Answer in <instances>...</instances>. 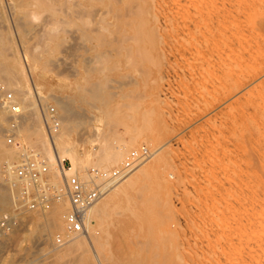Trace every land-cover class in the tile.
<instances>
[{
	"label": "rangeland",
	"instance_id": "obj_1",
	"mask_svg": "<svg viewBox=\"0 0 264 264\" xmlns=\"http://www.w3.org/2000/svg\"><path fill=\"white\" fill-rule=\"evenodd\" d=\"M29 1L32 2L30 3ZM29 1L8 0L6 3V0H2V4L3 3L4 4L0 8V11L3 15V20L1 19L2 20L1 24L3 22L6 28L3 26V24L2 25L0 24V29L4 32L3 35L2 32L0 31L1 33L0 44L2 46H6V47L8 46L12 48V49H8L7 47L5 49L6 50L5 53L7 55L9 56L15 55L19 58L21 56L20 59L23 64L22 67L23 72L29 78V82L24 83V87L32 91V93L34 94L31 101L33 104L32 106H37L39 108L44 123L45 120H44L43 112L46 111L50 107V105L55 106L58 109L59 106H58L57 98L61 100L65 96V91L64 89L60 88V84L66 82H74L77 84H82L84 83V76L88 75L91 76L93 80H100L104 85H106L107 87L109 86V89L112 90L113 94L115 95L113 96L114 98L110 105V110H111L110 122L105 127L108 132L110 140L113 142V146L119 144H120L119 146H121V144L124 145L125 143L126 145H128L130 143L128 140L130 139L131 135L140 136L137 142L138 147L134 149L129 148L127 157H125V159H123V161H120L117 165L115 164L112 167H110L111 173H109L108 175H111L113 170L122 167L126 163V160H128V157L133 151L142 152L143 148H147L149 152L148 155L142 160V162H140V164L138 163L139 165L138 164L135 165V168L131 170L129 174H126L124 178L129 176H135L136 174L135 172L138 173L139 171L137 169L141 170L147 165H149L150 162L152 163V161L158 159L159 155L163 156L162 159H158V161L156 160L158 164V165L156 164L157 166L153 165L157 167V169H155L154 171V175L152 176L151 173L150 174L151 177H147L149 176L148 175L149 172L146 171V173H144L146 174V176L143 174L145 177L144 179L146 180L144 179L139 180L141 182L143 181V184L141 182H139L141 185L138 183L139 185L136 186V189L138 190H134V193L132 194L133 197H131V199L132 198L133 199L130 201L131 203L130 202H129L130 204L126 203V206L127 205L132 206L135 203L136 207L134 208L132 206L131 208L132 211L130 210L129 206H127L129 211L132 212L133 214L130 213L124 206L118 207L113 211V215H112L113 240L110 247L111 250L113 251V256H115V258L113 259L112 257H108L111 260L107 259L106 261L110 264H147V263L165 264L164 262L169 263L168 260L170 259L169 261L173 260V262L180 260V263L183 262L184 264L188 262L189 264L191 263L205 264L206 261L210 262L213 259H215L216 261L220 254V252L218 251L219 253L217 255V250L221 248H225L227 246L231 247V245L232 246L252 245L255 247V245L257 246L259 244L260 246V244H263L264 235L257 233L258 230L256 229L259 226L256 223L258 222V219L253 218L255 216L257 217V215L255 214L256 210H253L254 208H256V206H253L254 204L256 205V201H255L256 198L255 195H253L254 189L252 186L253 183H255V177H254V175H256L255 171L256 172L257 170L261 171V167H260L261 163H259L258 158L264 154V147H263L264 141L260 142L261 138L259 137L260 135L257 130L258 126L255 125L256 124V120L254 117L255 114L253 113V110L251 108V103L249 102L250 100L244 97H240L245 87L229 95L231 99L227 97L225 101L222 100V102H226V100L227 103L231 102L230 105L232 107L228 105L229 107L228 106L224 107L222 112L219 113L218 107L221 106L222 103L221 101H220L221 103L218 101L216 102L217 99L212 98L213 101L209 100L210 101L209 105L208 103L204 102V101H208V99H211L210 97L214 96L213 92H208V91H205L203 93L202 91L199 92L202 88H200L195 82L194 83L192 82L193 84H191L190 79H187V81H189L190 84L186 83L187 81L184 82L185 83L184 84L183 82L178 81L179 79L177 77L175 78L174 76L173 78L172 74H171L172 76L168 80L169 85H167L168 89L165 94L166 96L163 95L166 98L163 96H161L163 98L161 97H160L161 99L159 98L160 100L153 98L150 95L152 93V89H151L152 84L150 85V82L147 81L146 79L144 80L141 79V81L139 80L137 81L139 74L136 72L137 68L135 65L138 59L140 58L139 57L140 55L139 56L137 55V53H139L140 51L142 52L143 50L147 49L148 52L143 51L144 56H146L147 53L149 54V56L151 55L155 56L159 53V50L163 49V52H165L166 54V59L169 58V61L172 62V63L167 62L168 60L165 59L166 63L167 64L170 63V66H172L173 68L174 66L180 67L181 64L183 63V60L177 55L176 51L174 50L175 48H171V47H177V48L181 47L179 44L182 43L183 45L184 41L182 42V40L180 39H184L187 41V38L190 36L189 34H191L193 30H195L196 33H198L199 30L203 31L200 27H202L204 23H201V20L203 22H207L208 20L207 16H209L210 11L212 14L210 13L209 17L212 18L213 17L215 18L217 14L220 15L222 12L225 13V11H227V14L225 13L226 17L227 16L228 18L230 16L233 17V15H235L234 13H237V9H239L238 4L243 0H238V1L219 0L220 2L223 1L222 3L227 2L228 4L227 3L222 4L218 0H212V4L214 3L216 4V5L214 4L215 6L213 5V7L215 8H212V6L206 8L204 7L203 10H198L197 8L196 10L194 8L191 10L192 12L189 9L192 15L195 10H196L194 12L195 14L199 13L198 14L199 17L196 15L197 18H200V14L204 15V17H207L205 19L203 18L201 20H198L197 21L198 25L195 22L196 26L198 27H196L194 24H193L194 26L193 25L188 26L189 24L184 23L186 21H184L183 14H185L186 12L188 13L189 11L187 10L176 11V13L178 12L183 13L182 14L183 17H181L182 16L181 13L178 14L180 16H178L176 13L173 14L174 18L171 17V19L173 20L165 21L167 24V25L165 24V26H163V23L165 22L161 23L162 25L161 27L164 28L159 29L161 34L158 32V35L160 34V36L156 35L152 40H148L146 39V37L140 36L142 37V39L140 38L141 40H143V38L145 39L143 41L145 44L141 43L142 41L141 42L137 41L140 40L139 32L146 30L147 27V23L145 22V18H144L145 14L141 15L142 11L141 10H140L141 12L139 11V9L141 8L143 10H146V3H144V0H117L119 1L118 3L113 0H95L94 2L86 5L87 8L89 7L92 11H90V9L88 8L87 12L85 11V13L81 9L80 5L75 6L76 5L75 2L77 0H69L71 3L70 4L71 7L67 8L68 11L65 8L61 7L60 4H58L57 0L55 1L51 0L53 1V5H52L53 9L58 5L54 10L52 8L51 9L47 8L44 4H42L41 0H39V2L41 3L42 7L39 6L40 3L37 2L38 0L37 1L29 0ZM257 1L258 3L263 2L262 0H257ZM128 2H131L132 4ZM136 2L139 3L140 6ZM252 2L256 3L255 0H253ZM258 3L256 6H259ZM28 4H31V6H29ZM33 5H35V7H33ZM135 5H138L136 7L138 8V11L141 13V14L139 13L141 16H138L139 14L137 15L136 13L133 12V10L137 12V8L134 7ZM219 5L222 6L219 7ZM223 5L224 6L226 5V7H224ZM11 6H13L15 9H11L13 8ZM132 6L134 8H132ZM216 6L222 9H219ZM40 7L42 8V10L40 9ZM72 7H74L76 10L74 8L72 9ZM110 7H112L113 9ZM36 8L38 9L37 11ZM117 8L119 10H117ZM129 8H131L132 10H130ZM45 9L47 11L46 13H45ZM56 9L60 12H57ZM79 9L82 10L81 12H83L84 15H82L83 13L80 14ZM94 9L96 12L98 11L97 14H94L95 12ZM209 9H213L214 11ZM65 10L66 12H64ZM215 10L216 12H220V10H222V12L216 13ZM117 11L120 12L121 18H117L114 16L115 15L114 13H116ZM125 11L128 14L127 16H125L126 15ZM199 11L203 13H200ZM258 11L260 14H262L264 12V8L260 10L258 9ZM41 12H44L45 14L42 15L43 13ZM62 12L66 13L67 15L65 16V14H63ZM31 13L34 15H32ZM131 13H133L134 15ZM224 13H222L220 16H217V19L218 18L223 19V17L227 19ZM51 14L52 16L54 14L53 18ZM76 14L78 15L77 17H79L80 20H78V18L75 17ZM28 15L29 18H27ZM49 15L51 18L49 17ZM7 16L9 17V20L7 19ZM104 16L106 19L104 18ZM176 16H178L177 19ZM21 17L23 18L21 19ZM32 17L33 19L30 20ZM48 17L49 19H47ZM92 17L93 18L95 17L94 21ZM141 17H143L144 19H142ZM26 18L28 20H26ZM60 18L62 19V21H64V24L62 22V27L58 25L59 23L57 22L59 21ZM99 18L100 19L104 18L105 20L104 19L100 20ZM17 19H19V21L21 20V23H23V21L24 22L26 21L25 23L27 24L25 23L24 24L27 30L24 27H22L23 28L22 29L20 25H17L19 24V21ZM51 19L57 20L56 21L58 25L57 29L62 28V30L59 31L57 30L58 35L56 36V38L54 37L53 41L50 42L49 49L43 47L44 49H46V51H41L40 49H43L42 46L37 47L38 46L37 37H39L38 31L40 29V28L37 29V27L40 26L41 29L44 28L43 24L44 23L48 24L47 20H51ZM65 19L68 20V22L70 21L69 24L65 22L66 21ZM134 19H136V21ZM217 19L214 20L216 21ZM243 19L245 20L244 17ZM243 19L241 18V21H244ZM84 20L85 23L87 22L88 26L84 24ZM140 20L141 22H143L142 24H144V25L141 24L142 26H144V28L142 27L143 30L142 28H139L141 26L139 27L137 26L140 24V23L138 24ZM30 21L32 22L30 23ZM168 21L169 22L173 21L174 23L173 22L171 23L174 26L169 23L170 25L173 26L170 27L169 24L167 23ZM51 22L53 24L56 23L55 21H51ZM75 22H77V24H75ZM127 22L131 23L130 26L128 25L129 23ZM244 22H242V24H244ZM52 23L51 25L48 24L47 28L54 26ZM180 23L181 26L184 24L185 28L184 25L180 27ZM82 24L85 25L83 27L85 30L82 28L83 26ZM119 25L121 27V31L124 32L123 34L125 36L126 35L129 36V39H127V36L124 37L125 40L123 46L128 47L130 50L132 48V53L131 52L125 54L122 53L121 57L119 55L115 56L117 55V53L113 50V39L116 36H119V33H117V31L119 30L116 31V28H118ZM102 26L107 30H103L104 28ZM135 26L137 27L139 34H136ZM11 27L13 30H11ZM194 27L200 29H198L197 31V29H194ZM66 28L67 31L65 30ZM132 28L134 31L132 30ZM182 28L186 29L185 31H187L188 29V32L187 33L184 32ZM202 28L206 30L205 27ZM180 29H182L183 31ZM64 30L66 33L64 32ZM93 30L96 33H94ZM86 31L90 32L92 36L90 37L86 36L85 35ZM104 31H106V33H104ZM201 31L199 33H201ZM107 32H109L110 34H108ZM133 34L134 35L136 34L138 38L133 36ZM163 34L164 36H162ZM174 34L178 35L177 37L179 38L181 37V38L180 39L177 38ZM5 35H7V37ZM98 35L100 36L102 35L104 38H102V36L98 38L97 37ZM131 35L133 36V39L135 37L136 40L133 39L130 40ZM8 38L11 39V41ZM62 38L64 39L62 40ZM75 40L76 42H78L75 46H80L79 48L77 47L78 49L75 48L74 45H72V43L75 42ZM149 41L150 42L152 41L151 45ZM161 41H163V43H161ZM170 42H171V47H168L170 46L169 45ZM175 42L177 43L180 42V43L174 44ZM172 43L177 46H173ZM31 44H35L36 46L35 45L31 46ZM130 45L131 48L129 47ZM28 46L32 48L30 49L28 48ZM73 47L77 50L71 51ZM33 48L37 50H34ZM169 48L172 50H169ZM37 51H40L41 53ZM172 51L174 53H172ZM109 52L110 53L112 52L111 53L112 56L110 55ZM169 52L170 54H167ZM30 53H32L34 57L31 56L32 58H30L29 56ZM74 53H75L74 56L76 58L71 56ZM37 54H40L41 57L39 58ZM127 54L132 56L135 62L134 61L131 62L132 59L128 57L129 55L126 56ZM173 56L176 58L178 56L179 58H177V60L178 59L181 60L182 63L180 64L179 60L175 62L176 58H174ZM60 57L63 59L61 60ZM147 57L148 56H146V58ZM59 58L60 60H58ZM74 58L76 60L75 61L73 60L72 62V59ZM127 58L130 59L129 61L132 64L128 62ZM100 59L101 61L104 59L103 61L105 63L100 62ZM117 60H118L117 62L118 66H115ZM67 61L69 62V64L67 63ZM86 62H88V64ZM65 63L67 66L65 65ZM85 63L88 66H86ZM174 63L176 64L179 63L180 65L179 64L174 65ZM102 64H106V65L102 66ZM133 64L134 66H131ZM89 66L92 68H90ZM179 67L174 68V70L179 69ZM41 71H43L44 73L43 78L39 77ZM126 76H128L129 79H131L130 77H132L131 83H133V85L129 83L126 86V80H125L127 78ZM135 79L137 82L134 83L133 80ZM106 82L108 84H106ZM119 83L122 84L120 85ZM43 84L47 86V92H49L52 95V96H48V98L45 100L46 105L43 103L44 101H42L40 97L42 96L41 94H43V89L41 87ZM144 86L146 88H144ZM197 86L199 89H197ZM0 91L2 94L1 100L5 102V107L7 106L6 108H8V109L4 108L3 118L1 119L2 122L4 123L3 129L13 128L15 127L14 125H12L13 118L18 116L17 115L18 109L15 110V105H16L15 93L12 87L9 86L6 87L3 82H0ZM129 91H131L132 93ZM137 91L139 93H137ZM9 93L12 94V97H9L7 95ZM140 93L145 95L144 98L140 95L139 96L141 98L137 96ZM205 93L208 94L206 95ZM210 93L212 94L210 95ZM130 94H132L134 98L130 97L131 96ZM201 94L202 95L205 94V95L202 96ZM59 95L62 97H60ZM53 96H55L56 98H53ZM135 97H138L139 99ZM201 103H203L204 106ZM213 110L217 112H214ZM214 113L217 114L214 115ZM14 114H16L17 116ZM251 114L252 116H250ZM5 115H7L8 118ZM9 116L12 118L11 121H8V119L10 120ZM81 123L82 125L85 124L84 120H82ZM86 126L87 127L83 126L84 131L81 130L79 131L80 133L79 132L77 133L79 134L78 137L76 136V134L74 135L73 143H78L79 148L82 151L84 150L86 151L87 149L97 151L100 146V144L97 142L100 141L87 142L86 139L83 138L82 141L78 142L79 141L78 139L81 136L86 137L91 133V129L93 127L92 124L90 125L86 124ZM135 128H137L136 129L137 131H135ZM111 129L113 130L111 131ZM10 131L8 132L3 131L5 133L2 132V134L4 135V136L2 135V139L8 148H11L10 145H12V143H15L14 142L15 139H13L12 142H9V134L10 137L12 136L11 135L12 132ZM46 132L47 135H49L47 128H46ZM157 132H159L160 134L162 133L161 140L157 143L156 142L151 144L147 143V140H150V138L155 133L158 134ZM201 133H203L204 135ZM253 133L255 134V136L258 137V139L254 136ZM207 134L208 136H205ZM216 134L217 135L221 134V136L217 137V140L220 139L219 143L220 141H222L223 143L221 142L219 144L218 142L216 143L215 141L214 143L216 145L215 144L210 145L211 141H213L212 139L213 135L214 138H216ZM208 139L210 141H207ZM256 139L257 140L260 139V140L256 141ZM128 146H131V143ZM210 147H213L214 149L216 147V151ZM256 147L259 148L261 151L256 149ZM253 148L255 149V151ZM196 149H198L199 151ZM259 152H261V154ZM211 155H215V156H211ZM167 158L169 160H167ZM22 159L23 157H20V159L18 160L21 161ZM165 160L168 162L166 163ZM64 163L65 165H67L68 161H64ZM165 163L168 165H166ZM88 164H89L88 170L92 174H94L92 170L99 168L94 166V161H89ZM222 164H224L225 166ZM150 168L153 171L154 168L151 165ZM214 172H216V174ZM262 173L264 175V167ZM221 175H224V177L222 176V179H221ZM124 178L122 177L117 180L120 181L121 179ZM230 179L232 180L230 181ZM98 180L99 182H104V184L110 182V181H106L105 177H99ZM219 181L222 182L223 185ZM117 182L114 181V184ZM2 183L3 185H7L5 186V188L10 187V182L7 181L6 179L5 180L2 179ZM111 183H113V181ZM110 185L108 186L109 189L110 187L113 186V184ZM107 186L105 188V191H107L108 189ZM139 186H141L142 188H139ZM241 187L242 188L244 187L245 189L243 188L242 190ZM8 188L6 189L10 193V190ZM239 188L241 191L238 190ZM222 193L224 196L222 195ZM252 196L254 197L255 200L253 199ZM14 202H16V204H13ZM251 202L252 203L255 202V203H253L252 205L250 204ZM11 204L12 205L7 210L0 208L1 214H4L6 212V215H2L0 217V236L2 238L4 237L3 243L0 244V264H80L79 259H77V255H73L76 257L75 258L72 257L73 259L70 258L71 260L68 258L69 259L68 261L66 260L68 256L64 258L62 257L61 258L62 260L58 259L59 258L58 253L63 252L64 251L63 247H65L66 245V244L59 245L58 243H56L55 235L59 232L58 229H54L53 230L54 233L53 232L49 233L48 240L46 241L39 242L36 241L34 238L31 239L33 232H31L28 227L29 226L32 227V224L30 225L27 218L29 214H32L34 211L32 212L29 211L31 209H29L28 207H23L22 210H20L21 207L19 205L17 198L15 197L11 198ZM159 204L160 206H158ZM251 205L253 207H251ZM251 208H253L252 211H254V214H252L253 212L251 213ZM133 210L135 211L133 212ZM20 211H22L23 213ZM137 211L142 212L141 215L142 217L140 216V214L139 215L135 214ZM41 212H48V210H41ZM116 212L118 213L116 214ZM1 219H3L4 221ZM254 219L256 222L254 221ZM1 221H3V223H1ZM255 232L257 233L256 235ZM254 235L256 239H253ZM258 235H260V237H258ZM261 236L263 238H261ZM12 239L13 241L11 242ZM259 241H261L262 243H260ZM3 246H5L7 249ZM57 246L58 248H54ZM92 253L93 254L95 253L97 255V250L94 247H92ZM212 254L214 255L213 256L214 258H212ZM11 260L12 262H10Z\"/></svg>",
	"mask_w": 264,
	"mask_h": 264
},
{
	"label": "bare ground",
	"instance_id": "obj_2",
	"mask_svg": "<svg viewBox=\"0 0 264 264\" xmlns=\"http://www.w3.org/2000/svg\"><path fill=\"white\" fill-rule=\"evenodd\" d=\"M7 1L8 0H6V3H7ZM41 1H42V4H44L47 8H49V9L52 8L53 1H51V0H41ZM57 1H58V4H60V6L65 8L67 11H68L67 8L71 7L70 6L71 3L69 0H57ZM94 1L95 0H77L75 2V4H76L75 6L80 5L81 9L85 13V11L87 12V9L89 8V7L87 8L86 5L89 3H92ZM113 1H116L117 3L119 2L117 0H113ZM236 1H238V0H236ZM252 1H250V0L249 1L248 0L241 1L238 4L239 9H237V13H234L235 15H233V17L230 15H229L230 16L229 18H228V16L226 17L227 11H225V13H226L225 14L224 12H222V10H220V12L225 14V17L228 20L225 19L224 17H223V19H221V18L217 19V16H220L222 14L221 13L220 15L217 14V16L215 18L213 17L214 19H217L216 20L217 22H216L212 17H209L211 11L210 12L207 11V12H209V16H207L208 20L206 19L207 22H203L201 19H203V18L205 19L207 17H204V15L200 14V18H197L196 15L198 16L199 13L195 14L194 12L197 9L203 10L204 7L206 8V7L212 6V8H215V7H213V5L215 3L213 1L214 4H212V0H146V2L144 0V3H146V10H143L142 8L139 9V11L140 10L142 11V12L140 11L142 14L138 11V8L136 7L138 5L134 6L135 8H137V12H135L133 10V12L136 13L137 15L139 13L141 15L145 14L144 18H145V22L147 23L146 30H144L146 32L139 30L140 34L138 33V29L135 26L136 34H139V39L140 38L142 39V37L144 36V37H146V39L152 40V39H154V37L156 35L160 36L161 33H160L159 29L164 28V27H161L162 26L161 23H163L167 20H173V19H171V17L174 18L173 14H175L176 11H182V10L189 11V9L191 11L194 8L195 9L197 8V9L195 11L193 10L194 11L193 15L190 13V11L188 13L186 12L185 14H183L181 12H178L176 14L177 15L179 13H181V15L183 14L184 15V21H186L184 23L189 24L188 26H191L193 24L196 26V24L198 25L197 21L201 20V23H204V25L202 27H205L206 30L199 26L203 31L199 30V32L201 31V33H199V32L196 33L195 30L192 29L193 32H191V34H189L190 36L187 38V41L184 39H180L181 37L179 38V37H177L178 35L174 34L177 38L182 40V42L184 41L183 45H182V43L179 44L180 42L174 43V44L177 43L181 46L178 48L177 47H171V42L169 44L170 46H168L171 48H175L174 50L176 51L177 55L183 60V63H182L181 60L178 59L180 64L181 63L182 64L180 66L181 68L179 66H176V67H179V69H177V70H174V68H176L175 66H174V68L172 66H170V63H172V62L169 61V58L166 59V54H165V52H163V49L159 50V53L155 56H153L151 54H150L151 56H149L148 53H147V55L145 53V55L148 56L147 58H146V56H144V52H148V50L145 48H144L145 50H143L144 52L143 51L141 52L139 50L140 54L137 53V55L138 56L140 55L139 56L140 58L138 59L136 64L135 63L134 64L136 65V68H137L136 72L139 74L137 81L138 80L141 81V79L142 80L146 79L147 81H149L150 85L152 84L151 85L152 86V88H151L152 93L150 95L153 98H156L158 100H160L161 98L166 96L165 94H166V91L168 89L167 85H169L168 80L172 75H173L172 76L173 78L175 76V78L177 77L179 79L178 81L183 82V83L186 82L187 79H190L191 84H193L195 82L200 88H202L199 92H201V91H202V93L205 91L213 92L214 96L210 97L211 99H208V101H204V102L208 103V105L210 104L209 102L212 100V98L217 99L216 102L217 101L222 102V100L225 101V99L227 97H229V95H231L233 92H235L237 90H241L242 88L245 87L243 89V93L241 94L240 97H244V98L250 100L249 102L251 103V108L253 110V113L255 114L254 117L256 120V124L255 123L254 124L258 126L257 130H258V133L260 135L259 137L261 138V140L260 139L259 140L261 142V141H264V12L262 14H260L258 9L260 10V9L264 8V0H262L263 2H261V3H258L257 0H255V2L257 1L256 3L252 2ZM29 2L31 3L32 1H29ZM37 2L40 3L39 0ZM222 2H220V3H222ZM233 2H235V1H233ZM128 3L132 4L131 2H128ZM225 3H227V2H224L222 4H225ZM257 3L259 4V6H256ZM3 4H2V0H0V8L2 7ZM137 4H139V3H137ZM28 5L31 6V4H28ZM13 6H14V4H13ZM13 6H11V7H13ZM39 6L42 7L41 3L39 4ZM139 6H140V4H139ZM221 6L219 5V7H221ZM33 7H35V5H33ZM41 7H40V9L42 10ZM134 7L132 6V8H134ZM216 7L219 8L218 6H216ZM224 7H226V5ZM73 8L74 7H72V9ZM110 8H112V7H110ZM4 9H6V8H4ZM11 9H15V8L13 7ZM129 9L132 10L131 8H129ZM219 9H222V8H219ZM225 9H227V8H225ZM37 10L38 9L36 8V11ZM66 10L64 12H66ZM82 10H80V14L83 13V12H81ZM117 10H119V9L117 8ZM206 10H205V12H206ZM209 10L214 11L213 9H209ZM90 11H92V10L90 9ZM94 11H95V9H94ZM29 12H31V11H29ZM46 12L47 11L45 9V13ZM57 12H60V11L57 10ZM64 12H62V13L65 14V16H66L67 14ZM215 12H216V10H215ZM220 12H216V13H220ZM36 13H35V15H36ZM41 13H43L42 15L45 14L44 12H41ZM49 13H51V12H49ZM74 13H75V11H74ZM84 13L82 15H84ZM97 13H98V11L94 12V14H97ZM200 13H203V12H200ZM114 14H115L114 15L115 17L121 18L120 12L117 11ZM125 14H126L125 16L128 15L126 13V11H125ZM131 14H133V13H131ZM131 14H129V15H131ZM140 14L138 16H141ZM32 15H34V14H32ZM38 15H39V13H38ZM183 15L181 17H183ZM51 16H52V14H51ZM53 16H54V14H53ZM53 16H52V18H53ZM77 16L78 15L76 14L75 17H77ZM178 16H180V15H178ZM178 16H176V19ZM33 17L30 20H32ZM45 17H47V16H45ZM49 17H50V15H49ZM49 17L47 19H49ZM243 17L245 18L246 21L243 19ZM22 18L23 17H21V19ZM27 18H29V15ZM27 18H26V20H28ZM77 18H78V20H80L79 17H77ZM94 18H93V21H94ZM104 18H105V16H104ZM104 18H101V19H104ZM141 18L144 19L143 17H141ZM241 18L245 22L241 21ZM1 19L3 20V15L0 11V24L2 21ZM7 19L9 20L8 16H7ZM55 19L54 20H52V19L47 20L48 24L51 25V23H52L51 21L56 22L57 20H55ZM231 19H233V20H231ZM17 20L19 21V19H17ZM71 20H73V19H71ZM134 20L136 21V19H134ZM75 21H77V20H75ZM88 21H89V19H88ZM180 21H182V20H180ZM25 22L23 21V23H21V20H20L19 24H17V23L16 24L20 25L21 28L24 27L26 29L25 24H27V23H25ZM31 22L32 21H30V23ZM57 22L59 23L58 25H60L61 27H62V22L64 24V21H62L61 18ZM57 22L55 24L52 23L54 26L49 27V28H47L48 24L44 23V22H43L44 24L42 23L44 25V28L41 29L40 26L37 27V29L40 28L38 31L39 37H37L38 38V43H37L38 46L37 47L42 46V48L46 47V49H49L50 42L53 41L54 37L56 38V36L58 35L57 30L58 31L62 30V28L57 29V27H58ZM65 22L69 24L70 21L68 22V20H66ZM171 22H173V21H170V22L168 21L167 23L172 24ZM195 22H196V24H195ZM242 22H244V24H242ZM127 23H129V22H127ZM142 23L143 22H141V20H140V22H138L139 25H137V26L138 27L141 26L139 28H142V27L144 28V26H142L144 24H142ZM2 24H3V22H2ZM75 24H77V22H75ZM84 24L87 25V22L85 23V20H84ZM84 24H82L83 25L82 28L85 26ZM130 24L131 23H129L128 25L130 26ZM165 24H166V22L163 23V26H165ZM170 24H169L170 27L174 26L173 24H172L173 26ZM3 26H4V24H3ZM98 26H99V24H98ZM182 26L180 23V27H182ZM193 26H192V28H193ZM196 27H198V26H196ZM196 27H194V29H197V31H198V29H200V28H196ZM103 28H100V29H103ZM143 28H142V30H143ZM184 28H185V25H184ZM170 29H172V28H170ZM182 29H180V30H182ZM11 30H13L12 27H11ZM65 30L67 31V28ZM65 30H64V32H65ZM103 30H107V29L104 28ZM117 30H119V31H117ZM132 30H133V28H132ZM183 30L186 33L188 32V29H187V31H185L186 29H183ZM0 31L4 35V32L1 29H0ZM76 31H77V29H76ZM116 31H117V33H119V36H116L113 39V50L117 53V55H115V56L119 55L121 57L122 53H124V54L128 53V52L132 53L131 45L129 46L131 48V50L128 47L123 46L124 40H125L124 37H126L127 35L125 36L123 34L124 32L121 31L120 25L118 26V28H116ZM158 32L160 33L159 35H158ZM94 33H96V32L94 31ZM104 33H106V31H104ZM107 33L110 34L109 32H107ZM33 34H34V32H33ZM136 34L135 35L133 34V36L138 38L136 36ZM16 35H17V33H16ZM29 35H30V33H29ZM85 35L89 36V37L92 36V34L90 32H87V31H86ZM5 36L7 37V35H5ZM101 36L98 35L97 37L99 38ZM133 36L131 35L130 40L133 39ZM140 36H142V37H140ZM162 36H164V34ZM135 37L133 40H136ZM31 38H32V36H31ZM102 38H104V37L102 36ZM0 39H1V33H0ZM63 39L64 38H62V40ZM65 39H66V36H65ZM72 39H73V37H72ZM127 39H129V36H127ZM141 39L137 40V41L138 42L142 41L141 43H144L143 41L145 39L144 38H143V40H141ZM2 40H4V39H2ZM9 40L11 41V39H9ZM75 42H76V40H75ZM75 42H73L72 45H74L75 48H77V47L79 48L80 46H75L78 42H76V43ZM151 42H150V45L152 44ZM98 43H99V41H98ZM106 43H107V41H106ZM161 43H163V41H161ZM3 44H4V42H3ZM174 44H173V46H177ZM32 45H35V44H31V46ZM101 45H103V44H101ZM139 45H140V43H139ZM139 45H138V48H139ZM7 47L2 46L0 44V82H3L6 87L7 86L12 87V89L15 93V100H16L15 110L18 109L17 110L18 116L16 114H14L17 116V117L13 118L14 119L13 122H15V124H14L15 127L9 128V129L8 128L3 129L4 123L2 122L1 119L3 118L4 108H6L7 106L5 107V102L3 100H1L2 94L0 91V208L4 209V210L9 209L10 206L12 205L11 204V198L12 197L18 198V196H19V186H11L10 185L9 188L6 187L10 190V193H11L10 194L7 191V189L5 188V186H7V185H3L2 179H4V180L6 179L9 182L14 181L15 172L13 170V166L20 162L18 160V159H20V157H23V158L32 157L34 159L39 158V159L45 161L46 163H48V165L50 167V171L53 174L57 183H61V181H63L62 176H61V170H59V168H58V163L60 162V160L68 161V164L65 165L66 175H68V176L69 175H76L80 179V181H82L86 186H89L90 188L93 186L98 187L97 190L99 193V195H98L99 197L97 198L95 203L92 204L88 208V210L86 211V214L84 216V229L80 233H68V232L66 233V231H67V229H66V227H67L66 214L69 212L71 206H70V199L69 198H62L60 200H55L52 208H50L48 210V212H41V210H43V209H37L36 210V209L29 208V209H31L29 211H31V212L34 211L32 214H29V216L27 218L30 225L32 224V227L28 225L29 230L31 232H33L31 239L34 238L36 241H39V242L40 241H46V240H48L49 233H52L54 229H58L59 232H63L65 235L64 242L62 244H59V243L58 244L59 245L66 244L65 247H63L64 251L61 252L62 254L56 252L59 254L58 259L62 260L61 259L62 257L64 258V257L68 256L66 258V260L68 261L70 258L76 257L73 255H77V259H79L80 264H110L106 261L107 259H110L108 257H112L113 259L115 258V256H113V251L111 250V247H110L112 244V240H113V219H112L113 211L116 208L121 207V206L126 207V209L128 211H129V209L127 206H129L131 211H132V209H131L132 206L134 208L136 207L135 203H134V205L131 204L132 206H130V205L126 206V203L128 204L133 199V198L131 199V197H133L132 194L134 193V190H138V189H136V186L140 184L139 182H141V181H139V180L140 179L143 180L145 178L144 175L146 176V174H144V173H146V171L149 172V174H148L149 176H147V177H151V175H150L151 173H152V176L154 175V171H155V169H157L156 166L158 165L157 161H158V159H162L163 156L159 155L158 159H156L157 161L155 160V161H152V163L150 162L149 165H147L144 168L142 167L143 169H141V170L137 169L139 171H138V173L135 172L136 173L135 176H129V177L124 178V176H126V174H129V172L135 168V165H137L138 163L140 164V162H142V160L148 155V153L145 156H142L136 163H134L133 168H131V169L129 168L130 170L128 168H126V166H125L126 163H125L122 167L115 169V170L123 169V170H125L124 172H122L121 174H119L116 177H113V172L115 171V170H113L112 174L108 175L109 173H111L110 167H112L115 164L117 165L120 161H123V159H125V157H127V153H128L129 148L134 149V148L138 147L137 142H138L140 136H138V135H131L130 136V139L128 141L131 143V146H128L130 143L129 144L127 143L128 145H126V143H125L124 145L121 144V146H119L120 144L113 146V142L110 140L108 132H107L105 127L110 122V113H111L110 105H111L112 100L114 98L113 96H115V95L113 94V91L109 89V86L107 87L100 80H93L91 78V76H88V75L84 76V83H82V84H77L74 82H66V83L60 84V88L64 89V91H65V96L63 97V99L60 100L57 98L59 108L58 109L56 108V109L58 111V115H59V119H60V125H59L60 127L57 131H55L53 133V135H51L49 132H48L49 135H47L45 123L42 119L43 117L41 116L39 108L37 106H32L33 104L31 101H32V97L34 94L32 93V91H30L24 87V83L29 82V78L23 72V69H22L23 64H22V61L20 59L21 56L19 58L15 55H11V56L7 55L5 53V51H6L5 49ZM74 47H73V49H71V51L72 50L75 51L78 49V48L75 49ZM83 47H84V45H83ZM28 48L31 49L32 47L28 46ZM8 49H12V48L8 47ZM37 49H34V50H37ZM46 49L43 48L40 50L46 51ZM169 50H172V49L169 48ZM37 52H40V51H37ZM96 53H98V52H96ZM111 53H110V55L112 56ZM172 53H174V52L172 51ZM172 53H171V55H172ZM129 54H127L126 56H128ZM167 54H170V52ZM37 55L39 58L41 57L40 54H37ZM74 55H75V53L72 54L71 56L75 57ZM29 56H30V58L34 57V55L32 53H30ZM100 56H102V55H100ZM174 56H176V55H174ZM178 56H177V58H179ZM128 57L132 59L131 62H133V61L135 62V60H133L134 58H132V56L129 55ZM60 58L58 60H60ZM75 58L72 59V62H73V60L74 61L76 60ZM109 58H107V59H109ZM129 58H127L128 62L131 63L129 61L130 60ZM174 58H176V57H174ZM177 58L175 59V62L178 61ZM62 59L63 58H61V60ZM165 59L168 60L167 62H170V63H168L169 65L166 63ZM103 60L101 61V59H100V62L105 63ZM88 62H86V63L88 64ZM117 62H118V60L116 61V64L114 63L115 66H118ZM67 63L69 64L68 61H67ZM28 64H29V62H28ZM73 64H75V63H73ZM87 64H86V66H88ZM128 64H127V66H128ZM134 64L131 66H134ZM178 64L174 63V65H178ZM65 65H66V63H65ZM103 65H106V64H102V66ZM119 65H120V63H119ZM70 66H71V64H70ZM90 68H92V67H90ZM114 68H116V67H114ZM114 68H112V69H114ZM50 69H51V67H50ZM62 69H64V68H62ZM65 70H66V68H65ZM43 74H44L43 71H41L39 77L43 78ZM128 76H129V74H128ZM128 76H126V77L128 78ZM127 78L125 79L126 80V86H127V84L131 83L132 77H130L131 79L128 78V80H127ZM137 81H136V79L133 80L134 83ZM176 83H178V82H176ZM186 83H189V81H187ZM106 84H108V83L106 82ZM131 84L133 85V83H131ZM189 84H187V85H189ZM150 85H149V87H150ZM178 86H180V85H178ZM191 86H193V85H191ZM198 86H197V89H199ZM41 87L43 89V94H41L42 96H40V97H41V100L44 101L43 103L46 105L45 100L48 98V96H52V95L49 92H47V86L45 84H43ZM144 88H146V87L144 86ZM129 92H131V91H129ZM137 93H139V92L137 91ZM205 94H203V95H205ZM211 94L212 93H210V95ZM130 95H131L130 97L134 98L132 94H130ZM139 95L142 96L143 98L145 96L144 94H141V93L138 94L137 96H139ZM163 95H165V96H163ZM55 96H53V98H56ZM140 96H139V98H141ZM161 96H163V97H161ZM60 97H62V96H60ZM135 98H138V97H135ZM162 102H163V100H162ZM214 102H215V100H214ZM161 104H163V103H161ZM201 104L203 105V103H201ZM230 104H231V102L227 103V100H226V102H222L221 106L219 105L220 107H218V112L219 113L222 112L224 107H226L228 105L231 106ZM213 105H215V104H213ZM128 107H129V105H128ZM6 109H8V108H6ZM46 109H47V107H46ZM214 112H217V111H214ZM61 113L63 114V116ZM215 114H217V113H214V115ZM5 116H7V115H5ZM250 116H252V114ZM7 118H8V116H7ZM7 118H5V119H7ZM11 119L12 118L10 117V120L8 119V121H11ZM82 120H84V122H85V124H83V125L81 123ZM252 122H254V121H252ZM230 123H229V125H230ZM86 124H88V125L92 124L93 127L91 129V133L86 137L81 136L78 139L79 140L78 142L82 141L83 138H85L87 142L100 141V142H97L100 144L99 149L97 151H93L91 149H89V150L87 149L86 151L85 150L82 151L79 148L78 143H73L74 135L76 134V136L78 137L79 134H77V133L79 131L83 130V126L87 127ZM178 125H179V123H178ZM199 126H200V124H199ZM169 128H171V127H169ZM136 129L137 128H135V131H137ZM112 130L113 129H111V131ZM3 131L12 132L11 137H13V139H15V141H14L15 143H12V145H10L11 148H8L2 139V135H3L2 132ZM87 131H86V133H87ZM5 132H3V133H5ZM201 132H202V130H201ZM157 133L158 134L155 133L150 138V140H147V143L151 144L154 142H156V143L159 142L162 138V133L161 134L159 132H157ZM83 134H85V133H83ZM201 134H203V133H201ZM205 136H208V134ZM218 136H221V134L220 135L216 134V138H214V135H213V138H212L213 141H211L210 145L215 144L214 143L215 141H216V143L217 142L219 143L220 139L218 138L219 140H217ZM254 136H255V134H254ZM255 137L258 139L257 136H255ZM257 139H256V141H259ZM176 141H177V138H176ZM207 141H210V140L208 139ZM221 142L222 141H220V143ZM9 144H11V143H9ZM198 144H199V142H198ZM200 145H202V144H200ZM207 146H209V145H207ZM217 146H218V144H217ZM261 146H262V144H261ZM210 148H213V147H210ZM256 149L261 151L257 147H256ZM196 150H198V149H196ZM214 150L216 151V147ZM254 151H255V149H254ZM30 152H33V153H30ZM136 152L138 154H141V152L133 151L130 154V156L128 157V159L132 156L133 153H136ZM209 152H210V150H209ZM259 153L261 154V152H259ZM209 156H210V154H209ZM211 156H215V155H211ZM205 157H208V156H205ZM151 158H152V155H151ZM164 159H166V158H164ZM167 160H169V159L167 158ZM89 161H94V166L100 168V169L98 168L99 170L98 169L92 170L93 173L95 174V177H94V174H92L88 170L89 169L88 168ZM127 161L128 160H126V162ZM258 161H259V163H261V165H260L261 171H258V170H257V172L255 171V173H256V175H254L255 183H253V186H252L254 189V191L252 190L253 195H255L256 200L254 199L253 196L252 197L256 201V205L255 204L253 205V203H255V202H253V203L251 202L250 204H252L253 206H256V208H254V209L251 208V213L253 212L252 214H254V211H252V209L256 210L255 214L257 215V217L255 216L253 218L258 219V222H256L254 219V221L259 225L256 228L259 231V232L257 231V233L264 235V175L262 173L263 167H264V154L258 158ZM167 162L168 161H166V163ZM150 165L154 168V169L152 168L153 171L151 170ZM153 165H156V166H153ZM166 165H168V164H166ZM222 165H224V164H222ZM148 166H149V169H148ZM95 170H98L100 173L99 174L95 173ZM220 172H223V171H220ZM214 173L216 174V172H214ZM224 175H221V179H222V176L224 177ZM142 176H143V178H142ZM99 177H105L106 181H110V182H108L106 184H104V182H99V180H98ZM122 177L124 179H121L120 181L117 180V179L122 178ZM227 179H229V178H227ZM144 180H146V179H144ZM231 180L232 179H230V181ZM112 181H113V183H111ZM114 181H116V182L118 181V182L114 184ZM141 183L143 184V181ZM220 183L223 185L222 182H220ZM108 184L109 185L113 184V186L110 187V189H109ZM225 185H226V183H225ZM106 186L108 188L107 191H105ZM232 186H233V184H232ZM252 187H251V189H252ZM139 188H142V187L139 186ZM231 188H233V187H231ZM243 188L241 187L242 190H243ZM238 190H240V188ZM228 193H229V191H228ZM222 195H223V193H222ZM159 202H161V201H159ZM13 204H16V202H14ZM252 205H251V207H253ZM158 206H160V204ZM20 210H22V209H20ZM227 210H228V208H227ZM134 211L135 210H133V212ZM20 212H22V211H20ZM117 213L118 212H116V214ZM130 213H132V212H130ZM135 214H138V215L140 214V216H141L142 212L137 211ZM2 215H6V212L4 214L0 213V217ZM131 217H132V215H131ZM1 220H3V219H1ZM137 220H138V218H137ZM4 228H6V227H4ZM254 228H255V226H254ZM256 229H255V231H256ZM257 233L255 232V235ZM255 235H254L253 239H256ZM258 237H260V235H258ZM3 238L0 236V244L3 243V241H4ZM261 238H263V237L261 236ZM261 238H260V240H261ZM12 241H13V239L11 240V242ZM263 241H264V238H263ZM254 242H255V240H254ZM259 242L262 243L261 241H259ZM54 246H56V245H54ZM244 246L245 245H243V246H241V245L240 246H232L231 245V247L227 246V247L221 248V249L218 248L219 250H217V255L220 252L218 259L215 261V259L211 260V258H210L211 261L210 262L206 261L205 264H264V243L260 244V246H259V244L257 246L255 245V247L252 245L251 246H245V247ZM3 247H5V246H3ZM92 247H94L97 250V255L95 253L94 254L92 253ZM54 248H58V246L54 247ZM53 250H55V249H53ZM213 252H215V251H213ZM213 254H212V258H214ZM215 255H216V253H215ZM208 258H209V256H208ZM169 260H168L169 263H166V262H164V263L165 264H181V263L184 264L183 262L180 263V260H178L176 262H173V260L172 261H169ZM206 260H207V258H206ZM10 262H12V260ZM199 262H201V261H199ZM147 264H150V263H147ZM154 264H162V263H154ZM186 264H189V262ZM195 264H197V263H195Z\"/></svg>",
	"mask_w": 264,
	"mask_h": 264
},
{
	"label": "built area",
	"instance_id": "obj_3",
	"mask_svg": "<svg viewBox=\"0 0 264 264\" xmlns=\"http://www.w3.org/2000/svg\"><path fill=\"white\" fill-rule=\"evenodd\" d=\"M7 95L12 97L11 93ZM44 120L48 132L53 135L60 127V119L55 106H50L44 112ZM14 124L15 122H13ZM12 141L13 137H10L9 134V142ZM147 153V148H143L141 154L137 152L133 153L125 164L126 168H133L134 163ZM58 168L61 170L63 180L61 183L56 182L48 163L39 158L25 157L13 166L15 172L14 181L10 182V185L19 186L17 200L21 209L28 207L36 210H49L52 208L55 200L69 198L71 207L66 214V233H80L84 229L86 211L99 197L98 187L93 186L90 188L80 181L76 175H66V167L63 160H60L58 163ZM124 171L123 169L115 170L113 177L118 176ZM95 173L99 174L100 172L95 170ZM64 238L63 232H58L55 235L56 243L62 244L65 240Z\"/></svg>",
	"mask_w": 264,
	"mask_h": 264
}]
</instances>
